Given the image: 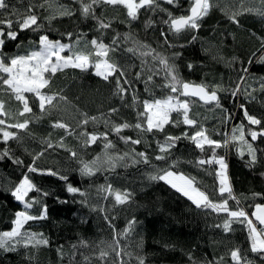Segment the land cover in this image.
<instances>
[{
  "label": "trees",
  "instance_id": "obj_1",
  "mask_svg": "<svg viewBox=\"0 0 264 264\" xmlns=\"http://www.w3.org/2000/svg\"><path fill=\"white\" fill-rule=\"evenodd\" d=\"M35 2L36 0H8L9 5L17 9H24ZM58 2L72 5V0H58ZM179 3L182 7L177 8L164 4L161 0L162 7L167 8L174 15L185 13L190 0H179ZM72 6L78 7V5ZM245 6L264 7L260 4V0H254L253 4ZM45 8H48V5H45ZM52 11L53 9L38 10L42 29L39 32L31 30L21 32L17 41L6 40L4 51L9 55L23 54L26 49L32 48L30 42L37 41L42 34L48 35L52 40H61L63 43H69L62 35L67 31L83 32L85 39L88 40L100 36V33L95 30V21L82 20L79 12L71 18H57L49 24L45 17ZM97 13L114 21L112 29L107 30L101 37L106 44H111L112 37L116 33L121 34V46L110 53V58L117 64L125 65L129 79H133L134 74L140 71L141 62L137 55L125 50L133 46L131 41H123V35L126 33H130L133 40L150 44L165 55L170 56L173 52L181 53L175 63L179 67L180 75L186 81L203 82L210 88L219 84L222 85V89L227 90L219 91L218 95L223 107L235 115L233 120L225 122V113L214 105L196 103L191 107L190 116L198 122L197 127L202 126L207 129L212 138L221 140L222 135L216 133H230L232 127L241 121L246 125V130L252 127L248 126L247 121L244 120L239 108L240 104H244L250 114L264 119V90L257 83L259 77H264V65L253 62L250 66L251 75L241 84L242 90L256 89L252 92V95L256 97L255 100L246 99L243 92L235 99L230 95V90L236 86L238 74H242L238 70L242 66H247L253 52H256L257 56L260 55L257 50L261 49L260 38H264V19L246 13L238 17L239 25H237L232 23L219 8H213L201 21L199 31L182 33L178 37H173L169 33L176 47L168 48L160 37V31L166 30V25L161 22L164 13H144L142 10L140 18L132 22L131 26L121 23L126 20L125 10L122 8L116 10L99 8ZM11 18L15 19V17ZM149 18L155 21V26L145 29L144 22ZM13 28H16L15 24ZM192 35H195L197 39L189 43ZM18 43H20L19 48L16 46ZM181 44L185 46L179 47ZM68 54L64 53V55ZM189 63L193 64L191 71L187 68ZM93 70L94 68H89L88 71L81 72L79 69L67 68L52 77L51 92L66 96L69 103L59 101L57 107L50 110L51 115L44 116L39 121L33 118L29 131L35 139L26 140V146L30 152L43 150L42 140H50L53 144H58L63 137V143L67 148L76 151L79 158L91 161L97 155L102 156L103 142L98 140L86 148L83 146L82 138L76 135L82 130L78 123L82 119L80 113L106 118L109 110L115 107L119 111L112 114L111 119L116 123L136 122V110L128 106L131 104V90L125 101L121 102L113 95L114 80L104 81L97 77ZM162 75L161 73L160 77L155 78L156 85L164 83ZM134 84L135 94L141 100L149 98V94L144 92L142 83L134 81ZM166 92L167 89L154 88V95L157 97L163 96ZM0 99L5 101L6 110L9 112L17 109V102L7 93L0 91ZM181 99L184 98L181 97ZM34 112H39L35 106ZM175 115L173 113V117ZM18 119L23 118L18 117ZM58 119L71 126L72 135L66 134L64 129L51 127V122ZM85 127L90 133L106 131L102 119L96 124L89 123ZM195 130L196 128L181 124L179 127L168 125L164 133H140L135 129H125L121 133L123 136L141 138L140 145H125L116 135H110L109 139L116 145L115 151L123 153L130 148H135L137 152H146L149 164L127 168L117 167L114 172L101 171L92 177H81L78 172V160L72 158L63 148L57 147L45 151L44 155L36 160V166L44 169H58L68 175V183L86 190L89 193V203L103 207L105 212L92 211L90 207L82 206L79 201L83 198L79 195L73 197L67 193L64 181L55 177L30 174L34 182L49 191L51 195L43 199L49 208L48 219L29 222L25 228L33 232H42L50 243L47 247L41 246L35 249L19 248L13 253L0 251V264H104L98 259L101 249L110 253L107 264H118L119 258L108 247L109 244H113L114 238L119 240L126 264H136L137 255L144 257L145 264H190L189 254L195 259L196 264H209V262L216 264L220 257H224L221 264H231L228 255L231 248L238 247L245 254H249V240L244 224L233 223L232 231L225 233L222 227L225 214H217L210 209H197L191 201L163 181L147 179V174L153 172L154 168L167 167L172 161H179L173 170L194 177L201 190L212 193L218 187L214 174H208L195 166L194 162L202 154L188 139L182 138L178 142V146L171 150L168 161L155 159V156L159 154L157 140L163 141L165 134L180 136L188 132L191 135ZM247 139L251 141L250 137ZM253 143L254 146L264 149V142L260 139ZM9 144L15 155L22 159L25 165L32 162V156L25 152L23 147L18 146L14 141H10ZM3 147L5 145L0 144V148ZM217 151L219 155H225L228 176L233 192L240 201L239 207L250 214L254 205L264 204V176H261V173H264V154H259L260 162L254 169H249L234 148ZM24 171H26L25 168L18 167L7 160L0 162V231L10 230L15 211L22 210V206L8 193L11 185L19 182ZM108 182L116 188H127L132 191V201L125 205L113 206L114 201L111 198L102 199L103 194H98L96 189ZM254 193L261 195L254 196ZM30 195H36V193ZM212 198L218 199L215 195ZM229 206L235 208V201H229ZM38 207H34L31 211L35 214ZM105 215L109 217L113 227L109 226V220L104 218ZM132 220L136 223L129 234L117 237V234L123 233L129 221ZM81 241H86L88 246H82ZM57 249L62 250V258L58 255ZM128 253L132 254L131 257ZM257 264L260 262L257 261Z\"/></svg>",
  "mask_w": 264,
  "mask_h": 264
},
{
  "label": "snow or ice",
  "instance_id": "obj_2",
  "mask_svg": "<svg viewBox=\"0 0 264 264\" xmlns=\"http://www.w3.org/2000/svg\"><path fill=\"white\" fill-rule=\"evenodd\" d=\"M164 4L172 7H182L179 0H163ZM254 0H190L189 7L186 12L180 15H174L167 8L162 7L161 0H72V5L59 3L58 0H36L30 3L24 9H17L9 5L8 0H0V91L7 93L14 99L18 107L14 112L6 110L5 101L0 99V144L5 147L0 148V162L9 161L12 164L23 167L26 171L22 172L21 179L18 183L11 185L9 188L10 196L22 206V210L15 211L14 218L11 221L10 230L0 231V251L5 253L17 252L19 248H39L41 246H49L50 241L42 232H33L26 229L25 226L29 222L44 221L48 219L49 208L43 199L50 196L49 191L38 186L30 174L41 176L55 177L65 182L67 193L73 197L79 195L83 199L79 201L82 206L90 207L92 211L105 212L103 207L89 203V193L81 190L79 187L68 183V175L62 173L58 169L39 168L36 166V160L44 155L48 149L63 148L69 152L70 156L78 160V172L81 177H92L101 171L114 172L117 167H130L140 164H149V158L146 152H137L135 148H130L123 153L115 151L116 145L110 135H116L125 145H140L142 139L131 136H123L121 133L125 129H135L140 133H164L168 125L179 127L181 124L196 130L189 135L188 132L182 133L180 136L165 134L163 141L157 140V148L159 154L155 156L158 161H168L171 150L178 146V142L183 139L190 140L196 149L202 154L194 162L195 166L208 174H214L218 187L212 193L201 190L197 186L194 177L186 176L178 173L173 169L179 161H172L167 167L154 168L153 172L147 174L150 181H163L168 184L176 192L186 197L197 208L202 210L210 209L217 214H225L223 222V231L228 233L232 231L233 223L244 224L247 228V237L249 240L248 253L245 254L240 248L233 247L229 250V258L231 264H264V204L254 205V211L249 214L242 207H239L240 201L233 192V188L228 176V164L225 155H219V149L230 150L234 148L240 159L244 160L245 166L254 169L260 162V155L264 154V149L254 146L258 139L264 142V119L252 115L244 104H240L244 120L247 121L248 127L241 121L238 125L232 127L230 133H216L222 135L221 140L212 138L207 129L202 126L197 127L198 122L190 116L193 104L202 102L204 105H214L225 113L224 121L235 119L233 113L228 112L220 102L219 91L222 85H214L211 88L201 82L194 83L186 81L179 72V67L175 61L181 56L179 52H173L171 55H165L163 52L153 48L150 44L133 40L130 33L123 35V41H131V47L125 50L133 53L140 58L141 68L136 72L133 79H129V73L123 64H117L110 58V53L116 51L121 46V34L116 33L111 40V44H106L101 38L104 33L112 29L113 19L103 17L97 13L99 8H111L116 10L122 8L125 10L126 20L121 23H127L131 26L132 22L137 21L142 10L144 13H164L161 22L166 25V30L160 31V37L163 44L168 48L176 47L169 37V33L173 37H178L182 33H191L199 31L201 21L210 13L213 8H219L225 16L234 24L239 25L238 17L244 14H253L264 19V7L245 6L253 4ZM260 4L264 5V0H260ZM48 5V8H45ZM53 6H55L53 8ZM48 11L53 9L52 13L45 17L49 24L57 18L73 17L79 12L82 20L95 21V30L100 36L90 40L85 39L83 32L74 33L67 31L62 35L69 41L63 43L61 40H52L46 34L38 37L37 41H31V49H26L23 54L17 53L9 55L4 51L6 40L17 41L19 33L26 30L39 32L43 25L39 23L41 17L38 10ZM15 17V19L11 18ZM166 17V18H165ZM16 28H13V25ZM155 21L152 18L144 22L145 29L153 28ZM197 37L191 36L189 43L195 41ZM261 40V49L257 51V56L253 52L249 57L247 66H242L236 80V86L230 90V95L235 99L242 92L245 98L255 100L256 97L252 92L256 91L252 88H241L248 78L250 66L256 64L264 65V38ZM17 48L20 47L18 43ZM181 44L179 47L183 48ZM69 53L64 55V53ZM235 58H233L234 60ZM231 62H229L230 64ZM67 68L79 69L81 72L94 68V74L104 81L111 82L114 80L115 86L113 95L124 102L131 90V104L128 105L136 110V122L129 123L127 121L116 123L111 119L112 114L119 111L118 108H111L107 117L89 116L87 113H80L82 119L79 120L81 131L76 135L82 138L81 143L86 148L98 140L103 142V154L97 155L91 161L79 158L76 151L67 148L63 143V137L58 144H53L50 140H42L44 149L39 152H30L26 146L27 139H35L29 131V126L33 122V118L37 121L44 116L51 115V109L57 107L59 101L69 103L66 96L60 93L51 92L50 83L52 77L57 72H61ZM189 71L192 70L193 64L187 65ZM162 75L164 83L162 85L155 84V78ZM134 81L144 85V92L149 94V98L141 100L135 94ZM260 88L264 90V77L257 79ZM159 87L167 92L157 97L154 95V88ZM47 90V91H46ZM227 91V90H225ZM183 97L184 99H181ZM34 106L39 112H34ZM79 111V110H77ZM175 113V117H173ZM18 117L23 119H18ZM103 120L106 131L104 132H88L86 125L89 123L96 124ZM54 129H64L68 135L73 134L71 126L63 120H54L51 122ZM15 130V131H13ZM24 133V135H21ZM251 138V141L247 139ZM14 141L18 146L23 147L24 151L32 156V162L25 165L24 161L17 157L13 152L9 142ZM247 157V159H245ZM207 166V167H205ZM264 176V173H261ZM98 194H103L102 199L111 198L114 201L113 206L125 205L132 201L133 192L127 188L120 189L108 182L96 189ZM36 193V195H30ZM213 195L218 199H213ZM254 196L261 194L254 193ZM59 200V198H57ZM229 201H235L236 207H230ZM66 203L67 201H60ZM38 207V211L34 214L31 210ZM109 220L107 215L104 217ZM135 220L129 221L128 226L123 233L119 235L127 236L132 230ZM221 227V225H217ZM115 231V229L113 228ZM82 246L87 247L86 241L80 242ZM76 247L75 245L73 246ZM109 248L119 258L118 264H126L122 256V247L119 245L118 238H114L113 244L108 245ZM58 255L62 258L63 252L57 249ZM110 255L108 251L101 249L98 259L107 264V258ZM131 257V253H128ZM255 257L256 259H253ZM190 264H196L195 259L189 254ZM87 261L88 258L86 257ZM136 264H145L143 256L135 257ZM224 257H220L216 264H221ZM212 264V262H209Z\"/></svg>",
  "mask_w": 264,
  "mask_h": 264
},
{
  "label": "water",
  "instance_id": "obj_3",
  "mask_svg": "<svg viewBox=\"0 0 264 264\" xmlns=\"http://www.w3.org/2000/svg\"><path fill=\"white\" fill-rule=\"evenodd\" d=\"M200 103H202V102H200ZM202 104H203V103H202ZM253 211H254V206L252 207L250 214H251Z\"/></svg>",
  "mask_w": 264,
  "mask_h": 264
},
{
  "label": "rangeland",
  "instance_id": "obj_4",
  "mask_svg": "<svg viewBox=\"0 0 264 264\" xmlns=\"http://www.w3.org/2000/svg\"><path fill=\"white\" fill-rule=\"evenodd\" d=\"M95 72V69L93 70ZM168 185V184H167Z\"/></svg>",
  "mask_w": 264,
  "mask_h": 264
}]
</instances>
